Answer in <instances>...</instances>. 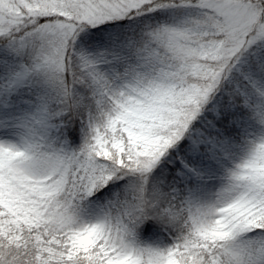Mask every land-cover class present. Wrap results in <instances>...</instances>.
I'll use <instances>...</instances> for the list:
<instances>
[{
    "label": "snow or ice",
    "instance_id": "1",
    "mask_svg": "<svg viewBox=\"0 0 264 264\" xmlns=\"http://www.w3.org/2000/svg\"><path fill=\"white\" fill-rule=\"evenodd\" d=\"M0 264H264V0H0Z\"/></svg>",
    "mask_w": 264,
    "mask_h": 264
}]
</instances>
